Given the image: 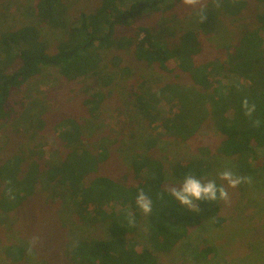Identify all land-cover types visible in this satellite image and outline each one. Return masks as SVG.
I'll list each match as a JSON object with an SVG mask.
<instances>
[{
	"label": "trees",
	"instance_id": "obj_1",
	"mask_svg": "<svg viewBox=\"0 0 264 264\" xmlns=\"http://www.w3.org/2000/svg\"><path fill=\"white\" fill-rule=\"evenodd\" d=\"M179 1L101 0L95 11L79 15L52 53L38 24L0 32V125L11 123L22 114L24 106L15 108L9 102L12 90L43 68L56 67L69 81L94 75L109 83L112 79L105 74L103 51H133L148 66L166 72L180 70L189 78V82H165L154 87L144 83L141 90L134 91V104L149 132L187 141L200 128L210 126L221 136L217 154L234 160L243 173L257 171L264 176V41L260 34L264 30V8L254 15L256 26L244 28L236 43L208 60H199L204 43L196 29L184 30L174 42L160 39L145 25L136 26L131 34L116 33L118 26L132 25L165 8L170 10ZM251 1L264 5V0H224L221 6L234 16L249 9ZM5 8L6 0H0V19ZM36 10L42 23L60 25L59 0H39ZM214 13H204V24L213 19ZM84 93L85 104L96 113L104 92L90 94L86 87ZM245 98L256 104L252 118L245 115L242 107ZM256 119L260 121L258 127L253 125ZM52 122L41 117L35 127L40 132L48 126L57 130L61 143L68 148L61 160L43 161L37 153L23 149L1 159L0 222L1 215L15 212L45 193L42 183L59 184L83 223L107 224L109 232L106 238H83L71 246L72 264H162L158 253L172 252L191 229L210 220L216 225L224 223L219 215L221 201H200L199 208L189 210L171 196L165 187L167 172L162 160L141 155L132 160L131 173L122 177L102 174L99 170L109 156L108 148L100 146L94 150L87 146L82 126L72 116ZM159 128L162 131H157ZM147 143L155 146L157 138L150 137ZM201 151L205 152L204 148ZM210 167L211 163L202 159L183 158L175 163L173 172L182 179L187 174L200 177ZM141 189L153 200L149 217L136 206ZM9 190L14 198H10ZM129 213L135 216V224L128 223ZM144 222L150 244L132 245L129 235L138 232ZM22 239L5 247L6 260L1 264L31 262L35 243ZM211 253L209 244L193 251L196 257L204 258Z\"/></svg>",
	"mask_w": 264,
	"mask_h": 264
},
{
	"label": "rangeland",
	"instance_id": "obj_2",
	"mask_svg": "<svg viewBox=\"0 0 264 264\" xmlns=\"http://www.w3.org/2000/svg\"><path fill=\"white\" fill-rule=\"evenodd\" d=\"M38 1L6 0V12L0 19V32L24 24H38L48 42L49 52L52 53L79 15L95 11L101 0H59L62 8L59 16L61 23L55 26L39 21L36 15ZM223 1L219 0L220 5ZM250 3L249 9L240 15L231 16L222 6H215L216 0H201V4L195 8L184 5L181 0L170 10L165 8L143 16L132 25L118 26L116 33L131 34L136 26L145 25L160 39L174 42L184 30L196 29L204 43L199 60H208L221 55L227 46L236 43L244 28L257 25L254 15L264 5L253 1ZM202 8H205L204 13L209 10L215 12L208 24H204L206 18L201 22ZM260 34L264 41V30ZM103 53L105 74L112 79L109 83L103 81L101 76L94 75L69 81L56 67H48L20 88L12 90L9 102L15 108H24L18 119L0 125V161L23 149L27 153H37L43 161L58 162L68 148L61 143L54 127L48 126L40 132L35 124L41 117L54 122L72 116L81 124L87 146L94 150L100 146L108 148L109 156L99 170L102 174L122 177L130 172L135 157H154L164 162L167 172L165 187L168 189L183 180L173 172L177 161L183 158L202 159L211 163V167L199 178L216 179L217 183L227 187L226 182L218 178V173L230 168L237 175L250 176L252 183L228 188L230 202L226 204L221 201L219 213L224 223L216 225L210 220L201 227L191 229L189 235L172 252L158 253L160 262L264 264V176L257 171L243 173L234 160L217 154L216 146L221 136L210 126L200 128L187 141L172 136L158 137L151 130L149 132L143 116L134 104V91L141 90L144 83L154 87L158 83L189 82V78L180 70L166 72L157 66H148L139 61L133 51L109 49ZM86 87L90 94L98 90L104 92L105 98L94 114L84 102ZM157 131L162 130L159 128ZM150 137L157 138L155 146L147 143ZM41 186L46 190L45 193L26 202L13 213L1 215L0 264L6 260L3 254L5 247L18 244L22 238L35 243L32 242L35 247L34 257L31 255V262L25 260L24 264H72L69 249L78 240L109 236L107 224L87 225L75 215L69 198L63 196L59 184L44 182ZM129 238L132 245H149L145 222ZM206 244L212 247L211 256L196 257L193 251L201 250Z\"/></svg>",
	"mask_w": 264,
	"mask_h": 264
},
{
	"label": "clouds",
	"instance_id": "obj_3",
	"mask_svg": "<svg viewBox=\"0 0 264 264\" xmlns=\"http://www.w3.org/2000/svg\"><path fill=\"white\" fill-rule=\"evenodd\" d=\"M182 3L187 6L195 8L201 4V0H182ZM217 8L220 7L219 0H216ZM204 9H201V22L205 19ZM242 107L245 111V115L252 118L256 112V104L249 103V100L245 98L242 102ZM254 126H259L260 121L258 119L253 120ZM218 178L221 181H225L227 187L224 184H218L216 179L199 178L193 174H187L178 185H172L168 188V192L178 200L187 209L192 210L198 207V202L208 201L217 202L223 201L226 204L230 202V196L228 188H236L242 183H252L250 176H240L233 172L230 168H225L218 173ZM9 196L12 197L11 190H9ZM136 206L144 214L145 217H149L153 212V200L149 197L143 189H141L136 196ZM128 223L135 224V216L132 213L128 214Z\"/></svg>",
	"mask_w": 264,
	"mask_h": 264
}]
</instances>
